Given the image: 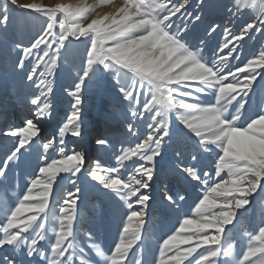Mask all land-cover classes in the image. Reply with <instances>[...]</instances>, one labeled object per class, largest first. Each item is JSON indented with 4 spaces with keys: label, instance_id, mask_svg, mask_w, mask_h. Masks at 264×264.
Masks as SVG:
<instances>
[{
    "label": "snow or ice",
    "instance_id": "snow-or-ice-1",
    "mask_svg": "<svg viewBox=\"0 0 264 264\" xmlns=\"http://www.w3.org/2000/svg\"><path fill=\"white\" fill-rule=\"evenodd\" d=\"M109 3L46 6L4 0L0 6V25L17 9L46 18V26L27 46L16 44L20 52L14 68L27 89L23 99L31 118L4 132L15 143L0 159V191L7 197L0 200V264H93L77 243L80 189L55 205L51 202L59 180L75 186L85 174L127 210L118 239L107 252L91 232L84 233L99 258L96 264H146L136 250L143 242L157 177L177 184L195 182L203 191L192 215L178 218L160 238L154 264H264V221L242 230L240 239L246 243L239 250L235 236L229 235V226L236 228L253 195L264 192V108L245 119L247 97L257 78L264 77V50L231 66L240 59L237 53L246 38L264 34V0H234L228 9L232 16L250 11L254 18L238 31L225 26L223 42L214 47L209 39L218 23H210L203 37L189 38L202 16L187 11V0H124L114 14L88 20L94 7ZM198 7L212 5L201 0ZM178 16L180 24L175 23ZM74 42L84 45L82 52L71 47ZM65 64L71 110L51 138L41 139L38 122L54 113V84ZM105 74L114 76L120 94L125 136L133 140L127 146L111 129L86 140L84 89ZM173 117L181 126L175 139ZM68 138H74L71 148ZM116 143L121 145L118 151ZM93 145L101 152L113 149L114 165L94 159L86 167ZM170 148L176 164L166 170L160 162ZM50 152L58 158L49 159ZM26 153L42 163L12 200L11 185L4 182ZM185 199L179 192L173 195L169 184L162 212Z\"/></svg>",
    "mask_w": 264,
    "mask_h": 264
},
{
    "label": "rangeland",
    "instance_id": "rangeland-1",
    "mask_svg": "<svg viewBox=\"0 0 264 264\" xmlns=\"http://www.w3.org/2000/svg\"><path fill=\"white\" fill-rule=\"evenodd\" d=\"M57 1L58 0H17V2L20 4L37 3L46 6H54ZM123 2L124 0H111V3L109 4L94 7V10L88 16V20L96 18L101 13L114 14V12H116L115 9L118 10V8L123 5ZM179 2H184V0H179ZM200 2L201 0H187V11L202 16V20L200 21L201 31L204 32L210 23L215 22L220 24V28L217 30L216 34L213 35L214 41L209 43L210 47H214L223 42V30L225 26L229 27L232 31H238L240 26H242L245 22H250L254 18L253 13L250 11H244L239 15L232 16L229 13L228 9L233 8L234 0H224L222 4L215 5L211 9L207 7V10L204 13L198 7ZM3 3L4 0H0V6H2ZM204 3L205 5H207V0H204ZM82 4L96 5V0H83ZM174 19L176 24L181 23L180 16ZM229 20H231L232 23H229ZM86 22L87 21H85V23ZM45 26L46 18L38 15H28L27 13H24L19 9L10 11V19L7 24L0 25V129H2L0 130V152L4 150V154L15 143V139L12 137H6L4 135V132L14 128V124L16 122L17 126L15 127L22 126V121L28 116V107L25 105L23 99L27 93V89L23 87L21 83V77L17 70L14 68V62L20 52V49L16 48V44L27 46L29 42L32 41ZM79 45V42H74L71 47L79 50ZM261 50H264V34L253 33L251 38H246L242 42V46L237 53L240 59H233L231 61V66L243 63L246 59L251 58L255 54H258ZM68 67L69 65H63L58 77L56 78V82L54 84V91L56 92H54V113L50 118H46L47 123H45L49 124L50 122H53V125L51 126L52 129L50 131L42 132L41 129V139L51 138L53 134L56 133L60 123L66 118V114L71 110L70 97L67 96V93L65 91V88L71 81V77L68 75L67 71ZM74 75L75 72L72 73V76ZM106 92H113L120 96L117 90L114 76L107 74L102 77H97L94 82H89L84 89L81 111L82 120L84 122L86 130V140L88 142L93 141L94 138L97 137V135H103L98 134L100 133L99 131L97 135L93 133L92 130L95 127L94 124H96L97 127L106 122L118 121L119 114H115V111L113 112L110 107L116 108V110L117 108L122 110L120 99L116 102H109L105 100ZM104 103L107 108L101 110V106H103ZM262 108H264V77H258L257 81L254 84L253 90L247 97L245 119H247L248 112H253L255 115ZM17 109H19V111L16 115L19 114L20 117H12L9 122L7 119L11 114H15L14 112ZM6 111H9V115H5ZM23 113L24 115H22ZM6 116H8L7 119H5ZM120 122V131L116 132L115 139L125 140L126 143L124 146H127V144L129 142H133V140L132 137L125 136L126 124L124 123L123 115ZM45 127L49 128L50 126L47 125ZM180 127L181 126H179L175 122V118L173 117V137H176L178 135V129ZM141 130L143 131V128ZM39 142L40 141H38L37 143ZM73 142L74 138H68L69 148H71ZM168 143L169 142L166 141V144ZM120 146L121 145L119 143H116L115 150L118 151ZM94 148L95 147L93 145L86 167L90 166L94 159H99L104 166L114 165L115 160L113 157V149H109L110 151L108 150L107 152L99 153L95 151ZM4 154L0 155V159L4 158ZM174 155L175 153L170 148L166 153V159L161 161V164L164 165L167 162L173 161ZM31 156L34 160V168L38 163H42L41 161L37 160L35 154L28 155L26 153L22 157L21 162L18 166L13 165L11 171L8 174V180L4 182L6 185H11L8 191V196L11 197L12 200H15L18 195L22 194V192L26 189V184L30 180V178H27L29 167L26 163L29 161L28 158ZM48 158H58V154L50 152L48 154ZM174 163L176 164V162ZM174 163L172 162L171 165H175ZM20 170L22 171V173L20 172ZM18 172L19 178H14L13 176H15ZM24 176L26 178H23ZM82 178L85 180V182H82ZM16 179L18 180L17 183L15 182ZM25 180L27 182L24 183ZM169 184L173 195H175L176 192H179L181 195H184L186 199L183 202L177 200V204L173 205L170 209H166L162 212V209H165L166 207L164 202L162 201V195L164 194L165 187L169 186ZM176 184L177 182L174 179L170 182L168 180H163L161 177H157V179L152 182L150 194L153 199L150 202L151 206L148 209L147 216L145 217L143 242L139 249L137 248L138 252L143 253V258L145 261L151 257L153 258L154 255L157 254L156 249L154 251H148L145 244L148 238L156 243L158 247L160 238L177 225L178 218H183L185 214L189 216L192 215L194 202L197 200L198 196L202 194L203 191V186L201 185L199 189L200 191L198 190L197 192H193L195 190L192 187H194L195 184L189 185L188 183L186 187H189L187 189L189 196H187L186 194H184V191H187L185 190L186 188L184 187V189L181 186L182 189L181 187L180 189H177L175 188ZM56 185L59 186H57L58 190L54 195V199L51 201L53 205L57 203L58 198L66 196L71 188H73V186H68L69 182L67 179L61 180V182ZM78 186H84L85 188L81 194L78 193V213H81L82 217L77 218L76 221L77 243L85 248V254L87 258L90 259L93 264H96L99 258L96 257L95 253L88 248V242L84 236V233L87 232L85 227L93 225L97 226L103 221L108 223L106 227V235L107 238L111 241L109 248L106 249L108 251L113 246L114 241L118 239V230L120 227H122V219L124 213L127 210L125 208H122L112 195L106 193L105 190L96 186L93 182H90L86 178V174L84 176H81L79 182L74 186L75 189L73 188L71 192L75 193ZM5 199H7V197H5L4 193L0 191V200ZM263 201L264 192L258 190V192L251 198V204L248 207L247 212H242L239 223H237L236 228L233 229L234 235L239 236V230L243 229L242 226L244 227V225L248 223H253V228H255V226L260 224L261 221H264ZM28 214L29 213L25 212V215ZM91 215L94 216L93 219L90 218ZM258 215H260L261 220H258ZM0 219H3L2 212H0ZM82 219L84 221H82ZM109 221H112L114 225L110 227ZM229 231L231 232V226H229ZM49 235H51V233H49ZM234 242L236 243L237 241L234 240ZM95 243L98 242L95 241ZM243 244L244 242L241 241L240 245L237 247H242Z\"/></svg>",
    "mask_w": 264,
    "mask_h": 264
},
{
    "label": "bare ground",
    "instance_id": "bare-ground-1",
    "mask_svg": "<svg viewBox=\"0 0 264 264\" xmlns=\"http://www.w3.org/2000/svg\"><path fill=\"white\" fill-rule=\"evenodd\" d=\"M82 1L83 0H75V1H71V0H58L57 2H56V4L57 3H63V4H71V5H74V6H78V5H83L82 4ZM223 1L224 0H207V2H208V4L210 3L211 5H212V7H214L215 5H220V4H222L223 3ZM207 4V5H208ZM114 7H116V6H114ZM115 9V8H114ZM202 10V12L204 13L206 10H207V7H205V8H203V9H201ZM115 11H117V9H115ZM115 13V12H114ZM98 15V14H97ZM99 15H106V13L105 14H99ZM201 25V23L200 22H198L197 24H196V27L193 29V31H192V33H190V36H189V38L190 39H193V40H195V38H197V37H203L204 36V32H202L201 31V29H200V26ZM190 27H191V25H190ZM218 37V36H217ZM214 41V37L212 36L210 39H209V43L210 42H213ZM80 47H79V51H83V49H84V45L82 44V43H80V45H79ZM55 92V91H54ZM56 93V92H55ZM120 99V96L118 95V94H116V93H113V92H106L105 93V100L106 101H117V100H119ZM105 108H107L106 107V105H105V103L103 104V106H101V110H104ZM110 109H112L113 110V112L115 111V114L117 113V114H119L118 115V121H116V122H106V123H104V124H102L101 126H97L96 127V124H94V129L92 130L93 131V133L94 134H96L97 135V133H98V131L100 132V133H98V134H104L105 133V131L107 130V129H111V132H112V136L115 138V134H116V132H118V131H120V126H121V122H120V120H122V115H123V112H122V110L121 109H118L117 108V110H116V108H112V107H110ZM111 110V111H112ZM18 111H19V109H17V110H15V114H11L10 116H9V118L7 119V117L8 116H6L5 117V119H7L9 122H10V120L12 119V117H20V115L18 114V115H16L17 113H18ZM5 115H9V111H6L5 112ZM22 115H24V113L22 114ZM247 118L248 117H250V116H254V113L253 112H248L247 113ZM27 118H31L30 117V113H29V110H28V116H27ZM39 123V126H40V128L42 129V132H47V131H50L52 128H51V126L53 125V122H50L49 124H45V123H47L46 122V119L45 120H41V121H39L38 122ZM50 126L49 128H47V127H45V126ZM15 126H17V122L14 124V128H15ZM0 130H2V129H0ZM119 134V133H118ZM178 135H179V132H178ZM177 135V136H178ZM98 136V135H97ZM176 136V137H177ZM176 137H174V139L176 138ZM87 139V138H86ZM117 139H118V137H117ZM10 142H11V140H10ZM1 150H2V147H1ZM94 150L95 151H97V152H101V151H98V150H96L95 148H94ZM110 151V150H109ZM102 153V152H101ZM2 154H4V150L2 151V152H0V155H2ZM29 159V161L26 163L27 164V166L29 167L28 168V175H27V178H32V176H33V169H34V160L32 159V156L31 157H29L28 158ZM27 161V160H26ZM174 163V162H176V160L174 159L173 161H171L170 163L169 162H167V163H165L164 165H163V167L167 170L169 167H170V164L171 163ZM160 163H162V162H160ZM24 164V163H23ZM175 164V163H174ZM20 172L22 173V171L20 170ZM16 174V173H15ZM19 172L15 175V176H13L14 178H19ZM123 175H125L126 176V172L125 173H122ZM23 178H26L25 176L23 177ZM16 179V183L18 182V180ZM25 182H27L26 180L24 181V183ZM61 182V180H59V182L57 183V184H59ZM82 182H85V180L82 178ZM23 183V182H22ZM23 183V184H24ZM188 183H184V182H181V183H179V184H176L175 185V188H179L180 189V187L182 186L185 190H187L188 188L186 187V185H187ZM191 185L192 184H195L194 185V187H192V188H194V190L195 191H193V192H197L199 189H200V186L201 185H198L197 183H195V182H193V183H190ZM189 184V185H190ZM25 185V184H24ZM57 186H59V185H55L54 186V189H53V194H52V196H51V201L54 199V195H55V193L57 192V190H58V187ZM69 187H72L73 185H71L70 183H69V185H68ZM182 187H181V189H182ZM73 188H74V186H73ZM73 188H71V190L70 191H72V189ZM77 188H79L80 189V191H79V193L81 194L82 193V191L84 190V186L83 187H77ZM75 189V188H74ZM200 191V190H199ZM158 192V191H157ZM185 193L184 194H186L187 196H189V194H188V190L187 191H184ZM151 193V192H150ZM112 202V201H111ZM263 203H264V201H263ZM183 205V204H182ZM264 205V204H263ZM180 209V208H179ZM252 209V208H251ZM147 216V215H146ZM80 217H82V214L81 213H78V218H80ZM90 218L91 219H93L94 218V216L93 215H91L90 216ZM250 219H251V217H250ZM258 220H261L260 219V215H258ZM257 220V221H258ZM82 221H84L83 219H82ZM251 221V220H250ZM102 222V221H101ZM248 222H249V220H248ZM247 222V223H248ZM107 225H108V223L107 222H102V223H99V225H97V226H95V225H93V226H86L85 228H86V231L87 232H91V234H92V236H93V239H94V241H97L98 243V245H100L104 250H106V249H108L109 248V245L111 244V241L107 238V233H106V227H107ZM114 224H113V222L112 221H109V226L111 227V226H113ZM249 228H253V223H248V224H246V225H244V227H243V229H241V230H239V232H240V235L239 236H237V235H234V232H233V228L231 227V232L229 231V235L230 236H235V241H237L236 242V246H239L240 245V242H241V239H240V237H241V232H242V230H244V229H249ZM143 232H144V230H143ZM147 236V235H146ZM244 243H246V241H243ZM146 244V246H147V249H148V251H154L155 249H156V251L158 250V247H157V244L156 243H154L152 240H150L149 238H148V240H147V242L145 243ZM239 248L240 247H237V250H239ZM139 249V248H138ZM107 251V250H106ZM137 251V253H140V252H138V250H136ZM144 257V256H143ZM92 258V257H91ZM144 259V258H143ZM90 260V259H89ZM94 261V260H93ZM146 264H154V260H153V258L151 257V258H149L148 260H146Z\"/></svg>",
    "mask_w": 264,
    "mask_h": 264
}]
</instances>
